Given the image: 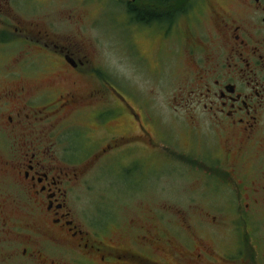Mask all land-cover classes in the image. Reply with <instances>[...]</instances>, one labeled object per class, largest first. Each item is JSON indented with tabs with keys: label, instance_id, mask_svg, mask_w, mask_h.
Masks as SVG:
<instances>
[{
	"label": "flooded vegetation",
	"instance_id": "1",
	"mask_svg": "<svg viewBox=\"0 0 264 264\" xmlns=\"http://www.w3.org/2000/svg\"><path fill=\"white\" fill-rule=\"evenodd\" d=\"M115 1L123 2L129 44L138 47L135 39L146 34L144 42L153 46L149 53L138 48L136 61L158 70L181 62L179 102L169 108L181 130L173 137L167 131L165 141L155 115L141 112L142 104H126L83 36L63 38L27 19L42 0H0V50L22 49L18 63L4 68L0 61V139L8 147L0 156L1 261L258 264L256 252L264 248L257 235L264 206V0ZM78 12L70 9L66 18L77 23ZM41 74L50 79L37 88ZM122 118L133 127L117 131ZM181 135L189 139L182 159L204 181L202 194L191 198L197 204L153 206L147 220L158 225L149 227L113 219L111 207L100 211L89 203L108 165L115 177L142 187L151 177L157 183L164 156L181 160L175 150ZM74 136L82 138L75 150L69 146ZM109 173L111 184L116 179ZM162 189L155 185L152 192ZM97 199L111 205V195ZM118 230L127 235L117 236Z\"/></svg>",
	"mask_w": 264,
	"mask_h": 264
},
{
	"label": "rangeland",
	"instance_id": "2",
	"mask_svg": "<svg viewBox=\"0 0 264 264\" xmlns=\"http://www.w3.org/2000/svg\"><path fill=\"white\" fill-rule=\"evenodd\" d=\"M42 1L43 3L38 4L32 15L28 16L29 18L27 19L50 25L63 38L72 35L83 36V39L91 45L94 62L101 65L105 72L111 75V87H113L116 94L124 99L126 104L131 103L135 107L142 104L141 112L155 115L161 123L165 141L167 131H171V136L173 137V132L177 133L178 129L181 130L180 123L174 120L169 108L179 102V98L174 99V97H178L177 86L182 85L184 82V68L181 62H178L175 65L169 63L158 70L154 65L155 63H151L148 68H145V64L141 63V61H136V50L138 48L149 53L153 46H149L144 42L146 34H144L145 36L143 35V38L138 37L135 39L138 47L135 46L134 41L133 44H129L123 2L115 0H97L94 2L90 0L89 4L85 2L84 5L78 7L75 4L77 0ZM70 9H79L80 16L77 23H72L66 18ZM20 47L21 44H12L0 50V54L3 55L0 61H3L4 68L8 67L6 65L18 63L16 58L21 56L20 52L22 49L20 50ZM131 47L135 49L132 50ZM30 51L32 54L37 53L36 50L30 49ZM130 51L132 52L130 53ZM159 73L160 75H157ZM44 75L41 74V78H35V80H38L35 83L37 88H41L50 79V77L46 76L43 78ZM119 107L120 111H123L125 108L124 103ZM124 119L119 120L117 125L114 126L117 131L127 130L129 125L133 127V124H129V121L127 122ZM109 132H111V126L109 127ZM64 137H67V135ZM177 139H179V145L175 150L179 156L181 155L179 157L181 160L178 162L164 156L156 167L159 172L156 178L157 183L155 178L151 177L142 187L140 183L134 184L126 181L123 176L115 177L113 171L116 169L108 165V167H105L107 172L98 173V177H100L99 183L96 184L95 192L91 195L89 194L90 198L93 199L89 203L99 207L97 209L100 211L111 207V217L113 219L126 221L130 219V224L141 221V223L145 222L149 227H153L155 223L158 225L152 217L147 220L149 215H151L150 209L153 206L159 207L162 203H169L175 207L187 208L190 205L197 204L198 200H191V198H196L197 195L202 194L201 183L204 181L202 175L194 174V169L189 166L191 163L182 159L183 155L181 153L187 150L189 144L188 137L181 135ZM72 141L69 146L75 150L82 142V138L74 136ZM7 148L4 146L3 140L0 139V156L5 154ZM262 163H264V160ZM109 171H111V178L116 179V181H111V184L108 182L110 178ZM155 185L163 189L158 193H153L152 189L155 190ZM101 194L111 195V205L108 204L109 202L104 203L97 199ZM98 202L104 203L103 205L106 207H103ZM257 216L260 220V229L257 235L260 237L262 246L264 245V206L258 208ZM172 217L174 218L173 215L167 217V221H172L170 220L173 219ZM174 221V223H178L177 219H174ZM159 222L162 223L161 221ZM256 227L258 228V224H256ZM120 233L124 237L127 235L125 231L119 230L116 235L119 236ZM208 241L214 245L212 239ZM256 253L258 264H264V248L261 252L258 251ZM1 260L2 255L0 254V264H4Z\"/></svg>",
	"mask_w": 264,
	"mask_h": 264
},
{
	"label": "trees",
	"instance_id": "3",
	"mask_svg": "<svg viewBox=\"0 0 264 264\" xmlns=\"http://www.w3.org/2000/svg\"><path fill=\"white\" fill-rule=\"evenodd\" d=\"M136 3H137V4L141 3V0H137Z\"/></svg>",
	"mask_w": 264,
	"mask_h": 264
}]
</instances>
